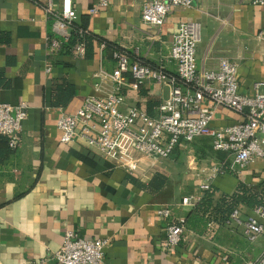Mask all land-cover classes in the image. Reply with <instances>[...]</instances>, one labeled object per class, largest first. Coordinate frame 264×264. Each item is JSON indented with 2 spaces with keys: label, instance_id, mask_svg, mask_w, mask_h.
Wrapping results in <instances>:
<instances>
[{
  "label": "crops",
  "instance_id": "1",
  "mask_svg": "<svg viewBox=\"0 0 264 264\" xmlns=\"http://www.w3.org/2000/svg\"><path fill=\"white\" fill-rule=\"evenodd\" d=\"M151 0H110L109 6L91 10L99 0H73L80 22L88 17L89 30L127 51L132 57L177 73L168 61L173 35L186 20L202 23L198 46L199 69H214L223 57L239 64L241 90L252 94L264 82V6L253 0H196L190 8L175 9L159 28L142 18ZM47 0H0V103H29V115L17 134L18 144L7 153L0 142V264H58L55 252L66 232L83 238L109 237L103 264H247L264 252V236L247 239L235 222L211 220L204 231L185 225L195 206L183 198L204 193L203 184L233 193L240 182L264 183V159L244 169L228 166L210 137L182 142L168 159L155 161L148 177L131 174L114 165L95 148L79 141L64 143L57 120L62 112L74 113L90 96H103L114 88L111 75L118 60L112 48L94 42V57L51 55L48 39L56 36L55 20L46 10ZM132 59V58H131ZM133 60V59H132ZM130 78V74H128ZM68 78L75 96L67 106H54L55 81ZM131 83L133 82L130 78ZM264 89V87H263ZM126 104L159 116V106L171 86L149 81L124 90ZM242 115L220 106L212 125L238 123ZM10 139V137H9ZM10 141V140H9ZM225 159V160H226ZM169 177L159 194H152L129 179L148 183L156 173ZM169 206L163 218L159 208ZM242 217L255 215L242 208ZM184 220V239L175 247L167 243V227Z\"/></svg>",
  "mask_w": 264,
  "mask_h": 264
},
{
  "label": "built area",
  "instance_id": "2",
  "mask_svg": "<svg viewBox=\"0 0 264 264\" xmlns=\"http://www.w3.org/2000/svg\"><path fill=\"white\" fill-rule=\"evenodd\" d=\"M196 0H151L143 11V20L159 28L169 15L179 8H190ZM110 0H99L97 7L109 6ZM264 6V0H253ZM45 10L55 20L57 35L48 39L51 55L61 51L72 34L78 12L73 0H47ZM264 41V29L258 35ZM202 40V23L197 20L182 21L173 35L167 60L177 63V76L132 60L126 54H116L117 69L107 76L113 90L103 96L87 97L74 113L62 112L57 120L62 141H79L97 149L104 158L131 174L148 177L157 160L168 159L182 142H192L200 137H210L216 151L227 153L233 159L231 169H244L256 159H264V82H257L252 94L241 90L239 64L223 57L214 69H199L198 46ZM84 43H77L72 55L85 57ZM132 79V83L128 76ZM153 81L171 86V94L159 106V116H152L137 106L126 104L124 90L132 85L141 86ZM226 107L242 115L236 124L225 127L212 125L215 110ZM29 103L13 105L0 103V134L10 137L13 147L18 144L17 134L29 115ZM216 167V171L223 169ZM211 185H202L205 192ZM202 195L183 198L185 206H195ZM255 215L242 217L243 209L237 208L227 222H235L244 229L245 236L256 242L264 236V207L253 210ZM163 218L172 215V208L158 210ZM184 220L167 227V243L178 246L184 239ZM111 239L83 238L73 231L65 234L63 245L55 252L58 264H103L106 248ZM247 264H264V252L247 261Z\"/></svg>",
  "mask_w": 264,
  "mask_h": 264
},
{
  "label": "trees",
  "instance_id": "3",
  "mask_svg": "<svg viewBox=\"0 0 264 264\" xmlns=\"http://www.w3.org/2000/svg\"><path fill=\"white\" fill-rule=\"evenodd\" d=\"M10 40L11 36L9 34L0 33V42H9ZM97 40L102 41L106 47L112 48L115 54H126L136 62H140L155 69H160L159 66L151 64L150 62L138 60L132 57V55L124 49L115 46L111 42L106 41L92 33L88 27V17H84L80 22L76 21L73 23L71 37L66 43H64L59 54L71 55L73 47L77 43H84L86 48L85 58L92 59L95 54L94 42ZM166 72L169 75L177 76V73ZM74 96L75 86L69 82L68 78L55 81L53 95L54 106H67ZM147 113L152 116L157 115L149 113L148 111ZM9 140L8 136L0 134V142L5 143L7 153L14 151V149L9 146ZM217 152V154L221 156L222 160L224 159L223 162L226 168V166H228V159H226L227 154H223L225 152L221 151ZM227 171L233 174L236 173L233 169H227ZM129 179L143 189L149 190L152 194H159L169 182V177L161 172L156 173L148 183L140 181L131 174L129 175ZM261 206L264 207V183L259 186H250L246 183L240 182L237 189L231 194H219V189L215 186H211L210 189L203 193L202 199L189 213L185 225L191 230L202 229L201 231H204L205 228L207 229L209 226L211 220L225 223L233 211L237 208L254 210Z\"/></svg>",
  "mask_w": 264,
  "mask_h": 264
}]
</instances>
